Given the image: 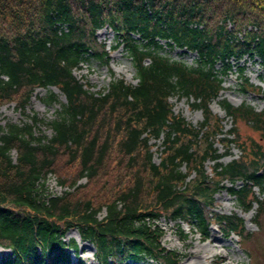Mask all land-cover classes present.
Here are the masks:
<instances>
[{
    "label": "trees",
    "instance_id": "obj_1",
    "mask_svg": "<svg viewBox=\"0 0 264 264\" xmlns=\"http://www.w3.org/2000/svg\"><path fill=\"white\" fill-rule=\"evenodd\" d=\"M250 23L258 31L239 40ZM104 26L124 43L138 82L114 79L96 93L74 69L90 57L107 61L97 38ZM164 45L196 51V65L168 57ZM244 54L264 65V0H0V106L25 109L37 87L56 86L67 99L47 122L50 137L36 135L37 115L34 124L0 117V246L11 251L2 264H69L70 249L78 250L75 239L66 241L72 229L94 245L99 264L148 255L180 264L161 245V229L148 224L162 215L184 219L203 237L213 222L243 235V220L213 211V199L226 180L242 181L231 192L245 209L258 200L254 186L264 194V111L223 102L235 121L228 142L243 151L225 164L214 146L223 125L208 105L221 89L218 64L225 73L229 58ZM175 94L199 100L192 103L205 114L199 129L175 114ZM45 101L56 102V92ZM241 121L258 137L244 138ZM162 134L157 165L149 139ZM50 174L71 190L48 194Z\"/></svg>",
    "mask_w": 264,
    "mask_h": 264
},
{
    "label": "rangeland",
    "instance_id": "obj_2",
    "mask_svg": "<svg viewBox=\"0 0 264 264\" xmlns=\"http://www.w3.org/2000/svg\"><path fill=\"white\" fill-rule=\"evenodd\" d=\"M98 39L106 44L108 51L111 53L106 61L96 60L94 58L88 59L75 70V75L88 85L91 91L104 90L113 79L123 78L129 83L136 84L135 68L131 59L126 55L123 46L114 50V46L118 45L120 38L117 37L116 32L110 27H104L98 30ZM164 53L172 59H181L188 64L195 62L196 54L185 52V50L178 47L169 48L164 46ZM235 62V61H234ZM240 66H235L225 79L224 90L220 99H227L235 105L246 102L254 106L257 110L264 109V100L260 95L254 93L252 90H244L241 85L240 68L245 67V75H247L254 86H261L264 89V68L259 59L241 60ZM57 93V101L55 103H47L45 98L49 90L39 88L35 92V96L31 99L29 106L24 109H18L15 104L5 105L0 109L3 122L26 123L31 122V117L37 115L42 122L36 126V134H45L51 136L52 131L47 125V121L55 117V113L60 109L61 103L66 101L65 96L56 87H50ZM175 111L181 112L188 121L193 124H198L203 119L202 111L193 109L190 104L194 101L193 98L179 97L173 95L170 98ZM212 110L220 117L225 119V130L231 128L232 120L226 117L225 111L221 108L219 101L211 104ZM198 122V123H197ZM241 132L248 137L257 138L258 133L254 132L249 125L241 123ZM154 158L159 161L160 149H162V137L158 140L152 139ZM221 153L225 152V148L221 144H217ZM241 151L238 147L232 149V155L225 156L224 162H228L238 155ZM13 157L16 158V152H13ZM47 193L51 195L61 194L65 190L64 187L57 183V179L50 175L45 184ZM216 208L226 214L237 212L241 214L245 220L248 231L252 234L249 241H244V248L241 247L239 237L232 235L231 237L224 236L216 226L210 232L207 240H202L198 234H195L186 224L178 227L177 223L165 219H161L158 223L165 229L166 235L163 238V244L167 248L174 249L183 255L182 264H224L223 261H214L220 255H227L228 264H264V214H261L260 228L256 224V211L249 213H241L237 208L235 198L228 194L227 191L220 192L215 199ZM102 212V216H103ZM251 215V218L249 217ZM185 235V236H184ZM216 238V239H215ZM66 239H75L78 242V250L72 254L71 264H98L95 248L93 244L81 240L76 230H71ZM213 239L219 240L218 252L213 253L209 251V241ZM252 252V254H251ZM7 253L6 249L0 247V264L3 254ZM197 254L193 257V254ZM206 254L211 258L204 257ZM202 256V257H201ZM152 264H157L152 262Z\"/></svg>",
    "mask_w": 264,
    "mask_h": 264
},
{
    "label": "bare ground",
    "instance_id": "obj_3",
    "mask_svg": "<svg viewBox=\"0 0 264 264\" xmlns=\"http://www.w3.org/2000/svg\"><path fill=\"white\" fill-rule=\"evenodd\" d=\"M249 217H251L250 215H249ZM216 239V238H215ZM215 239H213L212 241H209V244H210V248H209V251L210 252H213V253H217V254H219V252H218V248H219V245H218V242H219V240H215ZM195 255H197L196 253L195 254H193V257L195 256ZM204 257H207V258H211V256H212V254L210 255V256H208V255H206V254H204L203 255ZM202 257V256H201ZM224 258H225V261H224V264H228L229 262H227V255H220L219 257H218V259H216V260H213L212 259V263L214 262V261H223L224 260Z\"/></svg>",
    "mask_w": 264,
    "mask_h": 264
}]
</instances>
